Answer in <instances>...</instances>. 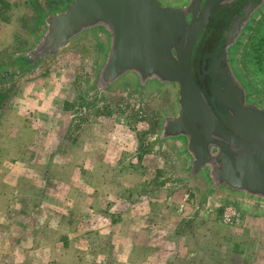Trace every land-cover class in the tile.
Instances as JSON below:
<instances>
[{
    "label": "rangeland",
    "instance_id": "1",
    "mask_svg": "<svg viewBox=\"0 0 264 264\" xmlns=\"http://www.w3.org/2000/svg\"><path fill=\"white\" fill-rule=\"evenodd\" d=\"M64 1L0 0V62L28 44L41 10ZM263 32L264 15L239 51L262 102ZM95 55L86 38L43 73L0 90V264H200L215 257L237 263L258 253L253 243L246 246V224L239 223L264 211L237 204L243 214L229 222L222 212L233 201L201 207L195 187H172L181 162L151 145L149 107L118 95L80 112L76 103Z\"/></svg>",
    "mask_w": 264,
    "mask_h": 264
},
{
    "label": "water",
    "instance_id": "2",
    "mask_svg": "<svg viewBox=\"0 0 264 264\" xmlns=\"http://www.w3.org/2000/svg\"><path fill=\"white\" fill-rule=\"evenodd\" d=\"M262 15L264 0H66L41 10L28 44L1 60L0 90L92 40L81 113L118 95L149 107L151 145L181 162L172 187H195L201 207L262 209L264 102L239 62Z\"/></svg>",
    "mask_w": 264,
    "mask_h": 264
},
{
    "label": "crops",
    "instance_id": "3",
    "mask_svg": "<svg viewBox=\"0 0 264 264\" xmlns=\"http://www.w3.org/2000/svg\"><path fill=\"white\" fill-rule=\"evenodd\" d=\"M13 123H15V121L13 122L12 121V124ZM11 134V133H10ZM10 134H7L6 133V135H5V137L6 138H8V140L9 141H11L12 139L10 138ZM18 136H16V135H13V138L14 139H16ZM12 145V144H11ZM71 146V150H70V152H69V156H70V158H72V157H74V156H77V154H76V149L74 150L73 149V146L72 145H70ZM18 151H19V147H18ZM17 151V148H14V144L11 146V151L10 152H12V154L14 153H17L18 152ZM85 153H86V151H85ZM89 155V153L87 152L86 153V156H88ZM228 201H230V200H228ZM234 203H236V206L234 205V204H231V203H229V204H227L225 207H224V210H223V215H224V211H225V208L226 207H228V206H232L234 209H236V211L240 214H243V212H242V210H240V208H238L237 207V204L238 205H240V207H242V208H244V205H245V208L246 207H248V208H251V209H249V210H252V211H255V212H263L264 211V208H262V209H257V208H254V207H252V206H249V205H247V204H244V203H242V202H238V201H233ZM239 211H238V210ZM245 210H247V209H245ZM240 214V215H241ZM22 215H24V214H22ZM245 217H247L248 218V216L245 214ZM230 222V221H229ZM250 222H252V223H250ZM156 223H157V220H156ZM256 223V224H255ZM240 224V225H239ZM239 224H237V225H239V226H242V225H245L246 224V226H245V230L247 231L246 233H245V236H244V238H242V239H244L245 240V242H246V246H247V244H248V242H249V245L251 244L252 245V243L254 244V247H255V249L257 250V252L258 253H253V256H246L244 259H240L241 261H239L240 262V264H264V216H251L248 220L247 219H245L243 222H241V223H239ZM136 227V226H135ZM234 227H236V230L237 229H240L241 227H238L237 228V226H234ZM136 229V228H135ZM139 230H141V229H139ZM136 233H139V232H135L134 231V234H136ZM231 233V232H230ZM124 234H127V232L126 233H124ZM111 235V233L109 232L108 233V236H110ZM214 246V248L216 249V245H213ZM230 252H231V255L234 257V256H236V254H237V250L235 249V248H233V249H231L230 250ZM212 258V257H211ZM219 258H220V256H219ZM218 259V258H217ZM216 259V257H215V259H212L211 261H209V262H204L203 260L200 262V264H239V262H237V263H235V262H233V263H230V262H225V261H221V260H217ZM198 260L197 259H195L194 261H192L191 263L192 264H198V262H197ZM154 264H156V263H154ZM166 264H169V262H167ZM173 264V263H172ZM182 264H190L189 262H183Z\"/></svg>",
    "mask_w": 264,
    "mask_h": 264
},
{
    "label": "built area",
    "instance_id": "4",
    "mask_svg": "<svg viewBox=\"0 0 264 264\" xmlns=\"http://www.w3.org/2000/svg\"><path fill=\"white\" fill-rule=\"evenodd\" d=\"M239 213L232 206H228L224 211V218L227 221H232L238 217Z\"/></svg>",
    "mask_w": 264,
    "mask_h": 264
},
{
    "label": "trees",
    "instance_id": "5",
    "mask_svg": "<svg viewBox=\"0 0 264 264\" xmlns=\"http://www.w3.org/2000/svg\"><path fill=\"white\" fill-rule=\"evenodd\" d=\"M263 38H264V34H263L262 39ZM262 39H260L261 41L259 40L257 43L255 42V44H253L254 45L253 48H252L253 54H254L253 55V59L255 60V62H260V60H261V56H260V52H259V47L261 45ZM262 47H264V44H262ZM262 49H264V48H262Z\"/></svg>",
    "mask_w": 264,
    "mask_h": 264
},
{
    "label": "flooded vegetation",
    "instance_id": "6",
    "mask_svg": "<svg viewBox=\"0 0 264 264\" xmlns=\"http://www.w3.org/2000/svg\"><path fill=\"white\" fill-rule=\"evenodd\" d=\"M209 82H210V81L208 80V83H209ZM212 84H213V82H211L210 84H208V85H209V87H210V86H212Z\"/></svg>",
    "mask_w": 264,
    "mask_h": 264
}]
</instances>
